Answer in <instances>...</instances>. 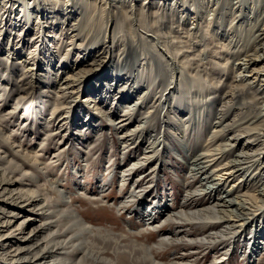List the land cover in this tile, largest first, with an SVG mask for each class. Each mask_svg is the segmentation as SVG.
Returning a JSON list of instances; mask_svg holds the SVG:
<instances>
[{
	"label": "rangeland",
	"instance_id": "374dc122",
	"mask_svg": "<svg viewBox=\"0 0 264 264\" xmlns=\"http://www.w3.org/2000/svg\"><path fill=\"white\" fill-rule=\"evenodd\" d=\"M80 1L81 6H77V11L74 8L72 10V14L74 10L76 13L68 17L72 14H64L66 10L61 11L64 15H60V11L54 12L50 0H0L1 174L20 180L22 185H17V188L24 190L26 198L33 197V194L41 197V204L47 210L49 221L52 220V230L59 233L58 240L72 238L66 243L68 245L65 246V254H60V257L78 261V264H104L102 259H108L114 264H151L149 257L145 256V248L158 243L163 234L168 232H178V240L165 243L161 247L154 246L153 250H149L153 251L160 264H264V248L252 254L248 234L237 238L232 244L228 241L223 245L210 246L202 244L198 239L193 241L205 234L200 224H178L172 220V216H164L166 213L158 208L156 218L160 225L156 230L145 225L139 215L143 203L145 206L170 205L167 209L171 212L181 210L187 188L193 190L197 185L201 187L200 180L194 181L195 173L190 168L193 160L203 153L205 157L211 156L205 160H211V163L213 160L218 161V165L210 167L208 172L214 168V177L225 182V189L221 190V194L229 188L239 186L237 196H246L245 198L251 200V212L258 209L257 219L245 222L243 227H240V232L244 229L248 233L260 224L263 225L264 215L260 214L262 209L259 210L263 204L259 201V193L263 189L261 170L254 165L239 164V151L231 145L230 135L222 134L223 128L214 125L219 117L226 113L222 117L231 121L235 119V122L241 123L239 125L242 128L259 124V128L264 131V117H256L260 112L258 107L264 105V82L256 81L251 76L242 82L239 74L252 73L255 65L250 72H245L237 64L252 47L249 46L250 29L253 26L255 28L264 15V0H253V3L252 0H231L236 9L243 8L246 16L244 22L238 24L233 32L229 30V25L235 17L232 14L236 12L231 15L227 13V19H223L224 16L221 15L216 18L218 10L214 11V4L219 0H196L195 4L192 0H187L185 7L188 9L183 14L180 9H184L179 7L175 16L178 22L175 21L172 28L170 23L165 28L159 26L157 23L161 21L163 14L161 12V15L159 13L155 17L153 11H147L143 15L146 21L143 20L142 25L138 21L129 26L122 10L126 11L132 4L139 5L150 0H141L139 3L136 0H127L126 5L122 4V9L112 14L108 33L105 29L110 23V16L100 9L101 0ZM161 1L166 5L165 9L171 8V5L176 7L174 0ZM59 5L60 9H66L61 5V1ZM193 7L198 9V14H203L201 21L197 20L200 17L193 11L190 12L195 10ZM30 15L31 20L28 21ZM141 17H137V20H142ZM77 21H81L83 26L78 30L81 38L73 36L77 31H72V24ZM91 24H94L95 31L88 33ZM117 26L125 39L123 45L120 43V47L123 46L121 49L139 38V42H142L140 45L145 46L150 58H141L140 52L124 57L123 60L117 53L111 58V40L114 29L119 31ZM93 33L100 36V42L103 37L106 38L105 33L109 38L106 43L93 46V49L79 46L81 43L86 45L85 34L90 37ZM163 33L168 34L166 38ZM164 44H167L171 54L179 56V62L185 58L182 52L189 55L190 64L188 62L189 67L185 66L184 71L174 74L171 79L174 82L170 85L174 88L179 85L177 90L173 91L183 93V108L167 105L160 113L157 109L159 97L164 94L172 71L170 72L162 57L155 54V51H160L153 46H165ZM94 59L99 60L96 65ZM261 64L258 63L259 66ZM108 67L110 69L104 71ZM117 68L123 74V79L115 77ZM103 73H106L104 77L108 76L100 81ZM66 76L77 79L69 80L70 85H73L72 89L61 92L59 84L60 81L63 83L66 80ZM140 78L143 85L136 89L138 91L132 94L131 99L118 105H134L139 100L142 101L141 95L147 91L149 84H152L151 91L157 90H154L157 96H149L143 103L140 102L141 107L137 106L133 111L141 117L140 120L118 133L116 127L107 120L113 116L117 124L126 113L125 107H116L119 102L116 95H119L121 88L133 87ZM118 80L121 83L117 93L111 92V95H108L106 89L111 85L116 87ZM180 80L189 82L188 89H185L184 85L180 86ZM247 80L253 81L252 89H247L242 98L247 102L251 101V105L244 108L238 103L228 113L223 106L224 92L233 89L237 84L246 86L249 83ZM191 82H195L196 87H193ZM98 88L100 89L97 90ZM258 89L262 95L256 97ZM71 91L74 92L72 98L69 95ZM167 93L169 90L165 92ZM184 95H188L189 99ZM94 96L108 101L98 113H94L93 104L89 106L87 102L89 97ZM73 99L77 100L71 102ZM72 105L74 110L68 114ZM69 115H73L77 122L67 123L66 118ZM141 121H144L146 129L134 133L133 130L139 127ZM158 138L164 140L159 151L160 156L152 157L151 163L133 168L126 180L122 181L123 171L132 167L136 160H145L149 155H154ZM263 141L264 139L259 141L261 145H253L262 148ZM181 142L188 144L185 145L186 148H183ZM152 148L153 152L146 153ZM239 166L245 168L236 176H230L235 171L234 167ZM248 173L250 177L247 179ZM215 182L213 178L205 181L210 186ZM188 183L191 184L190 187H187ZM105 184L106 186L102 187ZM55 185L58 188H55ZM60 189L68 203L63 202ZM134 191L144 192V202L141 203L138 197L133 196ZM192 206L194 204L190 207ZM13 210L8 209L9 213ZM73 210L86 220L89 229H84L69 214ZM13 212L20 216L14 219L11 230L19 232L30 218V213L16 209ZM4 233L1 232L0 236ZM73 243L75 246H72ZM11 245L14 249L19 244ZM95 256L98 260H95ZM141 258L143 260H140ZM10 259L11 256L6 253L0 255V264H9Z\"/></svg>",
	"mask_w": 264,
	"mask_h": 264
},
{
	"label": "bare ground",
	"instance_id": "6f19581e",
	"mask_svg": "<svg viewBox=\"0 0 264 264\" xmlns=\"http://www.w3.org/2000/svg\"><path fill=\"white\" fill-rule=\"evenodd\" d=\"M50 1L53 4L52 9L55 10L54 12L60 11V13H59L60 15L72 14L73 8L77 11L76 8L81 6L80 0H70V1L69 0H50ZM59 1H61V5L64 6L66 9H64V8L60 9ZM131 1H133V0H131ZM136 1L139 3L141 0H136ZM161 2H162L161 0L159 2H157L156 0H150L148 3L146 2L143 4H139V5L132 4V5H130L131 8H127L126 11L122 10V12L125 13L124 19L126 20V22L128 23L129 26L130 25L133 26L134 22L137 23L138 21H139L140 25H142L141 23L143 22V20H145V19H143V15H145V13H147V11H153L152 13H154L153 15L155 17H157L159 13L161 15V12H162L163 15L161 17V21L159 19H157V20H159L157 24L159 26L162 25L163 28H165L166 25L170 23L171 24L170 28H172V26L175 24V21H176V23L178 22V20L175 16H177L176 13L179 10V7H182V9H184V11H181V9H180V12L185 14V10L188 9L185 7V5L188 4V1L187 0H174V4L176 5V7H174V5H171L172 7L168 8V9H165L166 5L161 3ZM192 2L195 4L197 1L192 0ZM101 3H102V5L100 6V9L105 10L107 16H110V23L106 25V29H105L106 33H108L109 26L112 22L111 21V18L113 16L112 14H114L116 10L119 11L122 4L126 5L127 0H101ZM252 3H253V0H252ZM24 5L27 6V4H25V3H24ZM24 5H23V7H24ZM56 7H58L57 11H56ZM214 7H215L214 11L218 10V13L215 14L216 18L218 17V15H221V16H224L223 19H227L225 16L227 13H230V15H231V13H233L234 11L236 12V13L232 14V16H235V17L232 18V20L230 21V25H229L230 31L232 30V32H233L234 30L237 29L238 24H241L244 22V19L246 16H245V12H244L243 8H240V10L236 9L235 5L232 4L231 0H223V1L219 0L214 4ZM68 8L69 9L71 8V9L68 10ZM193 8L195 10H190V12L193 11V13L195 15L200 17L197 20L201 21V19L203 18V14L202 15L198 14V11H197L198 9L195 7H193ZM38 10H39V8H38ZM62 10H66V13L63 14V12H61ZM75 10H74L73 14L76 13ZM237 11L239 12V14H237ZM140 12H141V14H140ZM73 14L69 15L68 17H72ZM140 15L142 16L141 17L142 20H140V19L137 20V17L140 18ZM31 16L32 15H30L28 17V21L31 20ZM147 16H149V15H147ZM150 16H151V14H150ZM145 18H146V16H145ZM115 19H117V16L115 17ZM77 22L72 24V31H77V33L74 34L73 36L75 38H81L80 32H78V30H81V28L83 26H82L81 21L80 22L77 21ZM146 23H148V22H146ZM143 24H145V23H143ZM145 25H143V26L145 27ZM220 25L221 26L223 25L222 21L220 22ZM150 26L152 28V25H150ZM146 27H147V25H146ZM117 28L119 31H115V29H114V34L112 35V40H111L112 45L110 47L112 49L111 54H110L111 58H113L115 55L118 54L119 57L121 58V60H123L124 57H128L129 55H133V54L135 55L138 52H140V55H142V56H140L141 58L142 57H143V59L150 58V54L147 52V49L145 48V46L140 45L141 41L139 42V40H140L139 38H137L136 42H130L128 40V42H130L129 46L125 45L124 48L121 49V47H123V46L120 47V43L121 44H122V42L124 43L125 39L122 38L123 35H121V33H123V32L120 31L119 26H117ZM92 30L95 31L94 24H91V26H89L87 32L92 33ZM152 30H153V28H152ZM160 30H161V28H160ZM230 31H228V32H230ZM160 32H158V33L160 34ZM106 33H105L106 38L104 39V37H103L102 42H100V36L96 35L95 33H93L90 37H88V34H85L84 39H87L86 45H84V43H81L79 46H86L87 49H93V48H95L93 46H98L101 43H106L107 39L109 38V37L107 38L108 35ZM156 33H157V31H156ZM70 34H71V32H70ZM162 35L164 36V38H166V36L168 34L163 33ZM227 35H229V34H227ZM146 38L144 40H146ZM249 40H250L249 46H252V47L248 51H246L245 58H240V60L237 64L239 65V68L243 69L245 72H250L252 66H254V65L255 66H254V68H252V73H250V74L248 73V74H244V75L239 74V76L241 77L242 82L249 76H251V78L255 79L256 81L261 80L264 82V76H262V75H264V15L261 18V21L259 20V22L255 28H254V26L251 27ZM131 44L134 46H131ZM166 45L165 46H158V45L153 46L155 48H158L160 51V52L155 51V54L162 57V59L166 62V65L169 67L170 72L172 71L169 79L166 82V85H165V88L163 91L164 94H162L159 97V104H158L159 106L157 107V109L160 110V113L163 110H165L167 105H168V107H172V108H175V107H177L179 109L183 108L182 100H181V98H183V95H182L183 93L181 92L182 93L181 94L180 92L176 93L175 91H173V90H177V86H179V85H177L175 88L173 86H170V85L174 82L173 80H171L173 78L174 74L176 72L179 73V72L184 71L183 70L184 67L188 66L187 63L189 62L188 61L189 55L184 54V52H182V54L185 56V58L183 59L182 62H179L178 61L179 56H175V55L171 54L170 49ZM76 46H77V44H76ZM117 46H118V48H117ZM135 46H137V47L140 46V47L137 48ZM150 47H152V45ZM125 48H126V50H125ZM252 50H253V52H251ZM89 56H91V53H89ZM238 57H240V56H238ZM246 57H248V58H246ZM98 61H99L98 59H94V63L96 62L95 65L97 64ZM26 62H27V60L25 61V64H26ZM21 63H23V62H21ZM258 63H262V64L259 66ZM188 64H190V62ZM61 66H62V64H61ZM256 67H258V68H256ZM109 69H110V67H108V69L106 68L104 71L109 70ZM31 70H34V68H31ZM151 70H152V67H151ZM136 71H137V69H136ZM144 73H145V71L142 72V74H144ZM105 74L106 73L102 74L100 81H103L105 78H107L108 75H106V77H104ZM114 74H115V77H118L120 79L124 78L123 74L118 70V68L114 72ZM138 74H140V73H138ZM141 78H140V80L138 79V81H136V83L134 81L135 85H133V87H129L128 89L121 88L118 91L119 95H116L119 98V102H117L116 107L117 106L125 107L126 113H125L124 117H122L118 121L117 124L113 120V116H110L109 118H107V120H109L112 123V125H114L116 127L118 133H120L121 130H124L126 126L129 127L132 124H134L135 122H137L138 120H140L141 117L139 118L138 115L136 113H134L133 111L135 110V108L137 106L141 107L140 102L143 103V100H145V98H147L149 96L155 97V95H156L155 91H157V90L154 89L155 91L154 90L151 91L152 90V84H149L147 91L143 95H141L142 101L139 100L134 105L133 104H129V105H125V106L118 105L120 102H127V100H129L133 97L132 94L136 91V89L140 88L143 85V81L141 80ZM76 79H77L76 77L72 78L70 76H66V80L63 83L60 81L59 85H60L61 92H62V90L72 89L73 85H70L69 80L75 81ZM236 79H234V80H236ZM180 82H181L180 86L184 85V88L188 89V87H189L188 83L189 82L187 80H184V81L180 80ZM248 82L249 83H247L246 86H244V87H241V85H238V84L236 86L232 85L233 89L224 92V96H222L223 106H225V110L228 113L231 111L232 107L238 103H241V105L244 108L251 105V103H252L251 101L247 102L244 100V98H242L243 95L245 93H247L246 92L247 89H249V90L252 89L251 85H252L253 81L249 80ZM120 83L121 82H119V80L116 81V83H115L116 87L111 85L110 88H107L105 92L108 93V95H111V92L117 93V88L120 85ZM191 83H192L193 87H196L195 85H197V84L195 82H191ZM76 84H77V82H76ZM138 84H139V86H137ZM64 85H66V86L64 87ZM100 88H98L97 90H99ZM167 90H169V93H167V94H172V95L169 96V95L165 94V92ZM186 91L187 90H185V92ZM258 92H260V89L256 90V94H257L256 97H258V95H262L261 92L260 93H258ZM73 94H74L73 91H71L69 93L71 98L73 97ZM171 96H172V99H171ZM64 97L66 98V96H64ZM185 97L187 99L189 96L187 95ZM256 97H255V100H256ZM262 97H264V96L262 95ZM98 98L99 97H96V96L89 97L88 101H87L89 106H92L91 104H93L94 113H98L101 110H103L105 102L108 103V101L102 100V97L100 99H98ZM108 98H109V96H108ZM76 100L77 99H73L71 102H74ZM255 100H254V102H255ZM257 102H259V101H257ZM188 103H190V102L188 101ZM260 106H262V105H260ZM260 106L259 107L257 106L258 109H260V110H258L260 112L258 113V115H256V117L262 118V117H264V105L262 107H260ZM70 108H71V110H69L68 114H70L74 110L73 105ZM118 110H119V108H118ZM66 113H67V111H66ZM225 114H222L221 117H219V120L216 122V125H214V126L222 127L224 130L222 132V134L225 133L224 135H226V136L230 135L231 140H232V142L230 140L231 145L234 146L239 151L237 154V159L239 161V164H243V165L244 164H248V165L250 164V166L254 165L259 170H261L260 172H261V175L263 176V180H262V182H263L262 188L263 189L259 193V196H261L259 201L263 204L261 205V208L259 210L262 209L260 214L264 215V161H263L264 147L260 148V146H254L253 145L255 143H257V145H259L260 144L259 141L264 139L263 128H259V124L255 125L253 127H250V126L247 127L246 126V128H242L240 126L241 123L235 122V119H233L231 121V120H228L226 117H222ZM237 115L239 116V114H237ZM240 115H241V113H240ZM69 117H70V120H69ZM69 117L66 118L67 123L74 124L77 122L75 120V118L73 117V115L72 116L69 115ZM240 118L243 119L244 117H240ZM63 126H61V129L63 128ZM139 127H141V128H139ZM139 127L137 129L133 130L134 133L135 132L139 133V132L143 131L144 129H146L144 126V121H141V124L139 125ZM220 131H221V129H220ZM241 136H244V137L242 138ZM232 138H234V139H232ZM163 142H164V140H162L161 138H158V140L156 142V146H155L156 147L155 152H153L154 151L153 148L150 149L149 151H146V153L153 152L154 155L153 154L149 155L147 157V159H145V160H136L132 164V167L125 169L123 171L122 181L126 180V176L129 175V172L131 170H133V168H136L139 165L144 166L147 162L151 163L152 157H159L160 156L159 151L162 148L161 145L163 144ZM181 143H182L181 145L184 146V147L182 146L183 148H186L185 145H188L185 142H181ZM263 144H264V141H263ZM179 147H180V145H179ZM209 157H211V156L205 157L204 154L202 153L197 158H195L193 160L192 164L190 163L192 165V167L190 169H192V171L195 173V174L192 173L194 175V181L200 180V184H201L200 186L202 188L197 187L199 185H197L196 188H194L193 190L192 189L188 190V188H187V191H186L184 198H183V204L181 205L182 206L181 210L171 212L167 209V208H169L170 205L155 204L154 206H152V205L145 206L143 203V204H141L142 205V211L140 212L139 215L144 220L145 225L149 226L152 229H156L158 227V225H160V223H159L160 221H157V218H156L158 208L162 209V211H164L166 213L164 216H168V217L172 216V220L177 221L178 224L183 223L187 226L189 224H200L203 227V229L205 230V234H203L202 236H198L199 238L193 239V241H196L198 239L197 241L201 242L202 244H209L210 246H213L214 244L217 246L223 245L224 243H226L228 241L230 242V244H232L233 241H235L237 238L239 239L240 237H243L246 234H248V236H249L248 242L251 244L250 248H252L251 249L252 254H256L257 252H259L260 250H263V248H264V223H263V225L260 224L259 226H257L255 228V230L252 229V230L248 231V233H246V230H244V229L241 230V232H240V229L243 227L245 222H252V221L257 219L258 213L256 211H258V209L255 212H251L250 208H252L253 205H250V202H249L250 199L248 200L247 198H245L246 196H237L238 191H240L239 186L236 188L235 187H232L229 189L227 188L228 190L224 191V194H221V190L225 189L224 188L225 182H223L221 178L218 179V178L214 177L216 175L214 168L210 172H208L210 167H212L213 165H218V163H217L218 161L216 159H215L216 160L215 162H214V160L212 161L213 163L210 162L211 160H205ZM186 159H187V157H186ZM191 159H192V157L190 158V160ZM243 168H245V167H243ZM243 168H241L240 166L234 167L235 171L230 176H236L239 172H241L243 170ZM1 172H2V169H0V234H1V232H5V233L0 236V255H3V254L5 255V253H6V255L11 256L9 264H61V263H63V264H78V261L75 262L73 260L64 259L63 257H60V254H65L64 253L65 248H66L65 246L68 245L66 243L68 241H71L72 238H71V240H69V239L68 240L67 239L61 240V241L58 240L59 233L52 230L53 229V223L51 222L52 220L49 221V216L47 214V210H45V206L43 204H41V203H43L41 201L42 200L41 197L39 195L33 194V197L30 198L27 196L28 198H26L24 196V190L23 189L18 190V188H17L19 185H22V182H20V180H18L17 178H13L11 176H7V177L3 176L1 174ZM203 176H204V178H202ZM249 177H250V175L248 173L247 179ZM211 178H213V180L216 181L213 184V186H210L207 183H205V181H207ZM261 179H262V177H261ZM105 186H106V184L103 185L102 187H105ZM184 186H185V184H184ZM190 186H191V184H189L187 187H190ZM55 188H58V186L55 185ZM59 192L62 195L63 202L68 203L64 199L63 191L60 189ZM143 193H144L143 191L132 192L133 196L138 197V200H140L141 203L144 202L143 201L144 200ZM27 195H28V193H27ZM39 197H40V199H39ZM213 198H215V199L213 201H211ZM227 198H230V199H227ZM199 199L201 200V202H197V200H199ZM215 201L217 203H215ZM191 204H194V206L190 207ZM248 205H250V206H248ZM8 209H14V210L16 209V210L22 211L24 213L25 212L30 213V218H28V221H26V223L23 225L22 229L19 232H13L11 230V228L14 224V219L19 218L20 215L13 212L14 210L12 212L10 211V213H9ZM69 214L75 219V221L80 226H83L84 229L85 228L89 229V226H88L89 224L87 225L86 220L79 213H77L75 210H73L72 212H69ZM38 217H40V218L38 219ZM68 217H70V216H68ZM55 221H57V220H55ZM262 221L264 222V219ZM238 227H239V229H238ZM9 230H11V231H9ZM156 230H158V229H156ZM206 230H210V232H207ZM45 233L46 234L48 233V234L45 235ZM177 235H178V232H168L165 235L163 234V237L159 240L158 243H154V245H150L149 247L147 246L145 248V251L147 253V254L145 253L146 254L145 256L149 257L151 264H160V263H158L159 262L158 259L155 258L153 251H149V250L151 248L153 250L154 246L161 247L165 243L168 244L169 242L170 243L175 242L176 240H178ZM12 243H14L15 245L16 244H19V245L13 249V246L11 245ZM216 243H218V244H216ZM5 245H7L8 247H5ZM72 246H75L74 243ZM55 255H59V256L55 257ZM225 255H226V253H225ZM227 255H228V253H227ZM95 257H97V256H95ZM95 260H98V257ZM102 260L104 261V264H114L111 261H109L108 259H102ZM140 260H143V259L141 258Z\"/></svg>",
	"mask_w": 264,
	"mask_h": 264
}]
</instances>
